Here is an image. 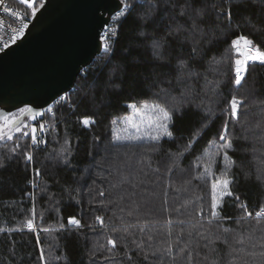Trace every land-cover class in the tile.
<instances>
[{"label": "trees", "instance_id": "1", "mask_svg": "<svg viewBox=\"0 0 264 264\" xmlns=\"http://www.w3.org/2000/svg\"><path fill=\"white\" fill-rule=\"evenodd\" d=\"M131 2V15L122 16L116 25L112 62L105 67L107 54H99L78 76L75 87L50 106L53 111L34 119L37 135L46 143L32 146L29 130L27 138L19 133L13 141H0V264H41V248L44 264H189L190 252L192 264H264V217L247 218L239 207L243 203L254 213L264 206V65L252 64L236 88L230 43L243 34L264 50V2L233 0L231 28L214 14L198 21L206 33L196 36L203 55L189 60V67L199 76L183 83L177 81L178 59L188 58L192 47L185 39L188 33L166 36V19L155 32L151 25L145 26L150 36L143 40L133 17L152 11L149 4L157 0ZM201 2L195 0L193 7ZM175 3L178 12L184 0ZM40 5L38 0L35 6ZM160 9L163 14V0ZM166 11L173 14L170 6ZM185 20L181 18V23ZM185 27L190 28L191 22ZM153 37H166L163 52L168 62L153 58ZM213 57L219 62L213 65L216 72L209 70ZM101 68L98 83L91 75L82 79ZM205 77L211 82L206 87ZM161 89L170 92L166 98L170 106L173 98L183 104V114L175 116L174 139L163 138L153 150L146 144H113V129L127 135L123 130L128 125L120 122L132 111L126 105L151 102L154 94L164 95ZM233 94L243 99L239 122L229 125L235 148L229 150L235 162L230 176L239 202L226 197L218 209L224 219L208 224L200 220L207 211L200 210L210 209L213 178L224 165L222 157H213L215 144L209 142L218 139L225 120L222 109ZM85 117L96 123L84 127L80 120ZM142 118L146 122L147 113L134 117L137 123ZM41 123L48 129L45 133L39 132ZM193 137L196 141L188 148ZM17 142L21 148L13 153ZM62 149L67 150L70 164L63 162ZM26 151H31L32 162L25 163ZM212 159L217 163H210ZM70 216L80 220V228L68 226ZM96 216L102 218V226L96 224ZM30 218L36 231L25 226ZM108 237L114 239V248ZM209 240L214 244L209 245ZM133 241H142V247Z\"/></svg>", "mask_w": 264, "mask_h": 264}, {"label": "snow or ice", "instance_id": "2", "mask_svg": "<svg viewBox=\"0 0 264 264\" xmlns=\"http://www.w3.org/2000/svg\"><path fill=\"white\" fill-rule=\"evenodd\" d=\"M233 0H220L218 4L216 0H202L198 7H193L195 0H184V3L179 5V11H176V3L175 0H163L165 5V11L163 14L160 9V0H157L156 3H150L149 8L152 11L147 12L143 15L134 16L133 20L140 26V30L138 31V36L143 38V40H147L150 36V33L145 30V26L151 25L152 31L155 32L160 28V25L164 20H168V24L164 26V31L166 36H172L175 38L179 36L183 32H187L188 36L185 38L189 43L192 44L191 50L187 53V59H178V67L180 69V74L177 76V81L179 83H183L187 78L191 80L192 77H198L199 73H197L194 69L189 67V60H196L197 57H201L203 55V50L199 48L200 41L196 39V36L199 35L203 37L206 35L205 30L200 27L198 21L202 20L206 15L214 14L215 18L218 22L224 21L225 19L228 22V27H232V19L233 12L231 8ZM264 2V0H262ZM20 5H27V8L31 10L30 15L35 16L38 8L36 5V0H19ZM40 4H43V0H40ZM227 4L228 7L225 8L222 5ZM0 6H3V11L5 13H10L13 17L20 20L21 26L19 28H12L11 42L15 43L20 37L23 36L24 30L28 27V24L25 21L28 17V13L25 12L23 17L21 16L20 11H17L11 7H8L5 4V0H0ZM171 7L173 14H167V7ZM134 5L131 0H120V7L118 9L117 16L112 17V19H117L118 17H125L127 15H131L133 11ZM159 14V15H158ZM181 18H186L185 23L188 21L191 22V27L186 28L185 23H181ZM3 22L0 21V24ZM239 27V25H237ZM117 33L113 31L111 35H116ZM109 38V34H105L102 39L103 51L107 54L105 67L107 64L112 62V57L115 55L114 49L111 44L106 43ZM212 41L209 40L208 43ZM231 48L234 51V59L231 66V73L234 79L232 83L235 87L241 85L242 80L245 78V75L249 71V68L252 64L259 63L264 65V50L261 49L259 45H257L252 39H249L247 36L241 34L233 39H231ZM166 44V37H161L159 39L152 38L150 47L153 49V58L161 61L162 63L168 62V57L164 55L163 49ZM183 44V41H181ZM9 47V43L5 41L3 43V47H0V52H3L6 48ZM181 52L184 49L181 47ZM213 57V61L210 62L209 70L216 72L218 71V67H214L213 65L218 64ZM115 71V68L112 70ZM103 74V68L94 70V73H86L82 79L87 80L91 75L94 83H98L100 81V77ZM207 83H211L207 81ZM186 88L191 89V85H186ZM164 95L161 96L160 93H156L155 98L149 102L145 100L139 104L129 102L126 106L128 109L132 110L130 114L125 115L120 121L128 125V128H125L123 131H127V135L122 136L118 134L115 129L112 132V143L113 144H134V145H144L146 144L149 150H153V146L160 145L163 138H168L169 140L174 139V134L172 128L174 126L175 116L177 114L182 115L183 104L176 103V98H173V104L170 106L167 102V97L170 95V92L166 89L160 90ZM213 93H216V90L213 89ZM185 93H182L183 97ZM243 104V99L239 98L236 94L231 95V98L227 100L222 109V114L225 116V120L223 122V127L221 132L219 133L218 139L210 141L209 144H215V152L212 154L213 157H222L224 165L221 169L220 175L215 176L213 178V182L211 185V204L210 209L201 208L200 213L207 214L200 215L201 221H206L208 224H213L219 220L224 219L221 217L220 211L218 209H222L223 204L225 202L226 197H234L236 201L239 202V196H235L232 190V185L234 184V179L231 178L230 173L235 164L234 160L229 156V150H235L233 143V134L229 130L230 123H238L239 122V112L241 110V105ZM199 107V106H198ZM49 112H52V108L49 107ZM20 114H32V119H35L37 115H42L41 113H34L33 108L25 107L19 109ZM147 113V121L142 118L139 123H137L134 119L135 116L143 115ZM208 115H212V109L209 108L207 110ZM80 123L88 128L96 123V121L90 117H85L80 120ZM117 120H113L112 124H117ZM30 129L31 133V145L39 146L40 144H45L46 141L41 139L38 135V129L36 126L24 124L22 121L17 119L16 114H5L0 112V141H4L7 139L8 141H13L15 133H21L22 137L27 138L29 136ZM48 131L43 123L39 125V132L44 133ZM17 141L20 137L16 138ZM196 138L193 137V140L189 142L187 145L188 148H191L195 143ZM67 144L68 141H65ZM21 148L20 143H16L15 147L11 149L13 153H16L18 149ZM24 160L25 163L32 162L33 156L31 151L24 152ZM61 157H63V162L65 164H70L71 161L67 159V150L62 149L60 152ZM182 155V153H181ZM210 163H217L215 159H212ZM172 169L170 168L169 171ZM209 168L205 167V173H207ZM35 174L38 176L39 170H35ZM100 196H104V192L101 191L99 193ZM111 203V201L109 202ZM244 211L245 216H251L252 213L248 211L246 205L243 203L239 204ZM131 214V213H130ZM256 217H264V206H261L258 211L255 212ZM96 221L103 224V220L100 216L95 217ZM68 226H74L75 228L81 227V222L76 217L70 216L67 221ZM25 226L29 231H36V227L34 225L33 219H27ZM61 229H64L65 226L63 224L60 225ZM225 232H228V228L223 229ZM42 231H49L48 228H43ZM205 237L201 236V239ZM151 239V237H149ZM136 243L135 241H133ZM107 243L112 245L113 248L116 246L115 241L112 237L107 238ZM209 245L214 244L213 240L208 241ZM39 238L37 239V245L39 246ZM143 242L136 243V247H142ZM172 243L169 242L167 251H171ZM185 249H180L183 252ZM210 251H214V249L210 248ZM199 256V253H196ZM40 261L41 264H44L45 254L43 248L40 251ZM189 264H192V254L189 253Z\"/></svg>", "mask_w": 264, "mask_h": 264}, {"label": "water", "instance_id": "3", "mask_svg": "<svg viewBox=\"0 0 264 264\" xmlns=\"http://www.w3.org/2000/svg\"><path fill=\"white\" fill-rule=\"evenodd\" d=\"M119 7L120 0H43L25 34L0 52V112L43 114L68 94L101 53V34Z\"/></svg>", "mask_w": 264, "mask_h": 264}, {"label": "built area", "instance_id": "4", "mask_svg": "<svg viewBox=\"0 0 264 264\" xmlns=\"http://www.w3.org/2000/svg\"><path fill=\"white\" fill-rule=\"evenodd\" d=\"M38 2V0H36V3ZM5 4L8 6V7H11L17 11H20L21 13V16L23 17L24 13L27 12L28 13V17L27 19H25L24 22H26L29 26L30 22H31V19L33 16L30 15L31 13V10L27 8V5H20L19 4V0H5ZM114 16H117L114 15ZM113 16V17H114ZM122 17V16H121ZM121 17H118L117 19H111L110 23L105 27V29L103 30L102 34H101V38L107 33L109 34V38L107 39L106 43L108 44H111L112 45V39L115 38V35H111V33L113 31L116 32L117 30V22L118 20L121 18ZM0 21H2L3 23L0 24V47H3V43L5 41H7L9 43V46L14 44L11 42V35H12V28H19L21 26L20 24V20L19 19H16L15 17H13L10 13H5L3 11V6H0ZM28 28V27H27ZM27 28L24 30V34L27 30ZM23 34V35H24ZM21 38V37H20ZM19 38V39H20ZM100 54H106L104 51H103V46L101 48V53ZM41 116V115H40ZM39 137H41L40 134H38ZM258 211V210H257ZM247 218H252V219H259V218H263V217H256L255 216V212L252 213L251 216H247ZM96 224H98L99 226H102V224L98 221H96ZM74 227V226H72Z\"/></svg>", "mask_w": 264, "mask_h": 264}, {"label": "rangeland", "instance_id": "5", "mask_svg": "<svg viewBox=\"0 0 264 264\" xmlns=\"http://www.w3.org/2000/svg\"><path fill=\"white\" fill-rule=\"evenodd\" d=\"M246 76V75H245ZM244 80V79H243ZM243 80H242V82H243ZM242 84V83H241ZM239 87V86H238ZM238 87H236V88H238ZM23 123L24 124H28V125H32V126H34V123H35V120L34 119H27V120H24L23 121ZM27 130H29L30 131V129H27ZM45 133V132H44ZM15 134H19V133H15ZM14 134V135H15Z\"/></svg>", "mask_w": 264, "mask_h": 264}, {"label": "flooded vegetation", "instance_id": "6", "mask_svg": "<svg viewBox=\"0 0 264 264\" xmlns=\"http://www.w3.org/2000/svg\"><path fill=\"white\" fill-rule=\"evenodd\" d=\"M14 114H16V116H17V119L19 118V116L21 115L19 112H17V113H14Z\"/></svg>", "mask_w": 264, "mask_h": 264}]
</instances>
